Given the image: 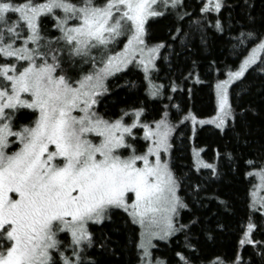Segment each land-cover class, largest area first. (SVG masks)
<instances>
[{
	"label": "snow or ice",
	"instance_id": "1",
	"mask_svg": "<svg viewBox=\"0 0 264 264\" xmlns=\"http://www.w3.org/2000/svg\"><path fill=\"white\" fill-rule=\"evenodd\" d=\"M198 3L201 15L193 20L186 0H0V264H102L99 257L116 250L111 237L98 238L92 226L112 223L118 213L126 214L125 228H139L138 240L131 241L137 264H264V199L253 193L231 257L209 253L196 230L214 242L216 230L226 226L216 213L202 217L193 206L217 200L228 211L229 204L206 194L202 179L188 173L179 178L171 165L173 136L188 124L193 136L197 125L229 129L264 157V134L256 139L245 112L238 111L246 89L233 98V85L250 69L264 73V11L256 13L255 0ZM161 17L176 21L169 39L184 51L192 36L184 30L186 20L195 24L202 44L207 29L235 41L238 63L219 70L210 119H198L171 95L191 99L189 82H206L196 61L168 84L155 83L157 61L168 60L162 52L181 55L171 44L150 43L149 21ZM132 64L148 81V96L169 101L152 124L142 119L143 107L122 109L117 118L98 110L110 94L109 79ZM13 145L18 150L9 154ZM202 151L193 149L190 171L199 176L210 170L209 179L219 178V166L205 162ZM224 156L237 163L231 153ZM246 163L256 167L253 159ZM248 175L264 189V160ZM184 184L190 201L180 194ZM183 213L191 214L187 222ZM179 234L183 249L170 260L155 256L154 241ZM249 248L251 259L245 256Z\"/></svg>",
	"mask_w": 264,
	"mask_h": 264
},
{
	"label": "trees",
	"instance_id": "2",
	"mask_svg": "<svg viewBox=\"0 0 264 264\" xmlns=\"http://www.w3.org/2000/svg\"><path fill=\"white\" fill-rule=\"evenodd\" d=\"M186 3L188 10L193 14V20L201 15L198 0H186ZM255 4L257 14L264 11V0H255ZM224 15L226 17L227 13L225 12ZM175 24L176 21L172 17H161L149 21L151 44L165 42L171 44L176 51L181 52L179 57L175 54L169 55L166 51L162 52V55L167 56L168 60L157 61L159 73H154L155 83L168 84L169 79L176 77L180 71H184L186 74L192 66V61H196L201 79L206 82L202 84L189 82V87L192 88L191 99L184 93L169 94L173 95L176 103L191 109L198 119L211 117L215 115L213 85L219 70L223 69L225 64L230 68H235L238 63L232 47L235 41H230L227 34L220 35L214 29H207V43L202 44L200 33L196 31L195 24H190L186 20L183 22L184 30H191L192 36L188 41L189 50L184 51L178 44L169 39V33ZM47 27H51V22H48ZM238 34L235 29L232 31L233 36ZM248 52H245L244 55L246 56ZM108 84L110 94L104 97L98 106V110L106 117L117 118L122 109L131 110L143 107L145 112L142 119L152 124L163 116L165 110H168L164 107L169 104L167 99L153 100L148 96V81L144 79L143 72L134 65L110 78ZM233 89L235 90L233 98H235L236 92L246 89L240 98L238 111L245 112L247 121L254 132V137L259 139L264 134V73L250 69L244 81L234 84ZM247 109L250 110L245 111ZM175 111V108H171L172 114H175ZM21 122L27 123L26 120ZM173 142L171 165L176 175L182 180L187 179L186 173L194 178L202 179L207 188L206 194H215L219 200L227 201L229 204L228 211H225L223 205L219 204L217 200L204 201L205 207L193 206L194 211L202 217L216 213L221 223L226 226L223 232L216 230L214 242L208 240L207 235L197 229L199 244L209 253H216L225 258L231 257L236 247L237 225L248 210V204L252 201L256 184L255 177L249 176L248 173L260 168L261 160H264V157H261L254 148L248 147L242 140L238 142L231 130L226 129L225 133H221L210 125H197L194 136L191 124L182 125L174 134ZM18 147L19 145H13L9 149V154L18 150ZM194 148L203 149L200 156L205 162L219 166L221 173L219 178L209 179L208 172L210 170L202 169L199 176L190 171L193 167ZM218 152L220 153L219 159L217 158ZM225 153H231L237 163L231 164L225 158ZM247 159L255 160L256 167L250 168L246 163ZM190 193L191 189L187 187V184H184L180 194L186 196L190 201ZM190 206L192 205L190 204ZM190 215V213H183L181 218L187 222ZM126 219V214L118 213L113 217L112 223L106 221L104 225L92 226L98 238L101 236L111 237L113 247L116 250L115 255L111 253L101 255L99 258L102 264H137L138 258L131 241L133 239L138 240L139 228L135 225H129L131 230L125 228L124 221ZM210 223L215 224V219L211 220ZM116 229H120V231L117 232ZM157 244L158 247L153 250L155 256L162 260H170L176 250L183 249L184 236L179 234L168 242H158ZM99 251L97 248L96 253ZM245 256L248 259L252 258L251 248L247 250Z\"/></svg>",
	"mask_w": 264,
	"mask_h": 264
},
{
	"label": "rangeland",
	"instance_id": "3",
	"mask_svg": "<svg viewBox=\"0 0 264 264\" xmlns=\"http://www.w3.org/2000/svg\"><path fill=\"white\" fill-rule=\"evenodd\" d=\"M124 43H126V40H124ZM154 45V44H153ZM122 48H123V43H121L120 44V46H119V49L120 50H122ZM251 50V49H250ZM250 52V51H249ZM132 65H134L135 66V64H132ZM129 66H131V65H129ZM128 66V67H129ZM226 78V77H225ZM214 116V115H213ZM212 117V116H211ZM211 117H208V118H199V119H204V120H207V119H210ZM162 118V117H161ZM171 118V117H170ZM126 119H129V118H127L126 117ZM173 122H175V121H173ZM206 125H210V126H212V127H214L213 125H211V124H206ZM134 131H136V132H141L139 135L140 136H142L143 135V130L142 129H137V130H134ZM144 143V141H141V144H143ZM259 169V168H258ZM258 169H254L253 170V172H255V171H257ZM255 177V180H256V184H255V187H254V191H253V193H255V196H256V198L257 199H264V189H261L260 187H259V185H260V181H259V178L257 177V176H254ZM158 242H165V241H160V240H156V241H154V243L155 244H157ZM158 245V244H157Z\"/></svg>",
	"mask_w": 264,
	"mask_h": 264
}]
</instances>
